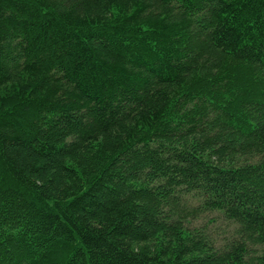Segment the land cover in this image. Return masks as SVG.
Segmentation results:
<instances>
[{
    "label": "trees",
    "instance_id": "obj_1",
    "mask_svg": "<svg viewBox=\"0 0 264 264\" xmlns=\"http://www.w3.org/2000/svg\"><path fill=\"white\" fill-rule=\"evenodd\" d=\"M0 264H264V0H0Z\"/></svg>",
    "mask_w": 264,
    "mask_h": 264
},
{
    "label": "rangeland",
    "instance_id": "obj_2",
    "mask_svg": "<svg viewBox=\"0 0 264 264\" xmlns=\"http://www.w3.org/2000/svg\"><path fill=\"white\" fill-rule=\"evenodd\" d=\"M200 220L202 221L203 219L201 218ZM200 220H199V221H200ZM195 223H196V222H195Z\"/></svg>",
    "mask_w": 264,
    "mask_h": 264
}]
</instances>
